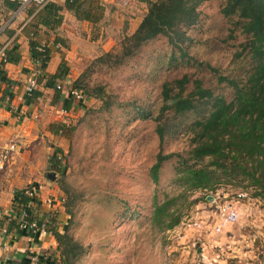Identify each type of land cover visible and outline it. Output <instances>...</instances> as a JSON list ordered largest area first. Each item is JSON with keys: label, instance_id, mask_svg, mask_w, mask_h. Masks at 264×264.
<instances>
[{"label": "rangeland", "instance_id": "obj_1", "mask_svg": "<svg viewBox=\"0 0 264 264\" xmlns=\"http://www.w3.org/2000/svg\"><path fill=\"white\" fill-rule=\"evenodd\" d=\"M142 1L116 2L114 14L103 16L99 42L76 68L78 86L102 92L103 99L81 92L68 123L72 131L61 160L65 173L57 174L80 196L64 222L84 250L75 264H264V199L250 185L225 183L213 191L188 193L183 182L175 181L176 159L163 163L157 185L149 177L160 151L187 157L188 131L202 119V112H165L160 142L152 118L162 107L163 85L170 84L176 94L175 82L186 77V95L199 80L215 96L231 101L233 86L226 80H239L249 69L243 55L237 57L246 37L237 18L225 17L222 3L209 0L198 8L197 24L184 29L182 43L173 47L159 37L116 65L124 38L146 13ZM106 53L112 55L109 60L97 61ZM154 193L159 202L181 196L171 204L170 212L180 216L171 230L151 222ZM230 205L237 220L222 225L221 212Z\"/></svg>", "mask_w": 264, "mask_h": 264}, {"label": "trees", "instance_id": "obj_2", "mask_svg": "<svg viewBox=\"0 0 264 264\" xmlns=\"http://www.w3.org/2000/svg\"><path fill=\"white\" fill-rule=\"evenodd\" d=\"M207 1L209 0L142 1L146 4V13L135 31L124 38L121 55L114 63L121 64L125 58L132 56L141 47L159 37L167 38L168 43L176 47L178 43L186 40L184 29H190L197 24L200 17L198 8ZM219 1L222 3V14L225 17H236L235 24L246 37V42L237 57L243 55L249 69L239 80H226L233 86V97L229 102L204 88L199 80L193 82V90L186 95H184L188 83L186 77L175 82L178 90L176 94L173 92L174 89L169 87L170 84L163 85L162 107L159 115L152 118L156 122V134L160 142L163 141L167 127L161 124V117L165 112L174 115L202 112V119L188 131L191 139L187 157L179 153L163 155L160 151L156 156V162L149 170V177L152 183L157 185L163 163L176 159L178 165L175 169V181L183 182V188L188 193L213 191L216 186L237 183L239 187L250 185L255 189V195L264 199V0ZM3 3L11 10H16L19 6L17 1L3 0ZM30 7L32 10L28 13L29 15L34 13L33 18L36 20L33 27L40 25L53 31L62 24L63 13L67 11L73 13L78 21L92 23L91 42L99 41V26L104 15V7L101 5L94 6L92 1L87 4V0H65L62 5L50 1L41 8ZM55 42L58 43L59 40L56 39ZM38 47L35 41H30L31 58L39 72L36 84L44 81L45 87L54 88L56 82L66 74L67 66L64 62L55 75L46 76L44 71L50 59V51L44 46L43 51L40 52ZM111 57L110 53H106L97 61L103 63L105 58L109 60ZM19 58L16 51H6L5 62L2 63L15 64ZM2 81L10 85L3 71L0 70V82ZM78 84L79 80L72 82L71 89L86 93L87 98L103 99L102 92H84ZM3 94L8 93L3 92ZM40 96L41 93L34 90L28 100L33 102ZM72 100L75 99L70 96L66 104L69 105ZM104 104V109L108 110L111 104L107 101ZM207 109L209 112L205 116L204 112ZM147 117L150 115L147 114ZM57 131H61L63 137L69 138L72 130L70 127L60 126ZM61 160L62 157L58 158L57 155L50 159L51 167L57 173L62 170ZM57 186L65 197L63 204L65 214L71 216L72 209L80 196L72 194L63 180H57ZM26 190L18 193L15 198L16 204L22 206V212L28 211L25 207L32 202V199L26 196ZM180 197V195L175 198L166 196L165 201L159 202L157 194L154 193L151 222L155 227L171 230L179 225L180 216L175 214L176 211L170 212V210L171 204ZM206 197L204 196L203 200ZM184 201L187 202V198ZM163 216L166 217V223L162 221ZM55 220L45 229L53 235L57 243L58 260L50 262L45 259L46 253H44L36 264H75L84 255L83 247L68 234V228L65 227L63 232H59L54 225ZM26 264L31 263L28 261Z\"/></svg>", "mask_w": 264, "mask_h": 264}, {"label": "crops", "instance_id": "obj_3", "mask_svg": "<svg viewBox=\"0 0 264 264\" xmlns=\"http://www.w3.org/2000/svg\"><path fill=\"white\" fill-rule=\"evenodd\" d=\"M52 1L62 5L65 0ZM90 1L94 6L104 7L105 17L114 14L118 0H87V4ZM31 10L30 6L11 10L0 0V51L2 54L16 51L20 56L15 64L0 61V70L10 83L0 82V155L9 154L0 166V264H26L29 254L50 253L57 259V243L47 229L33 240L19 229L22 206L16 204L15 198L21 191L30 190L35 195L25 207L30 217L46 224L53 216L57 230L65 229V197L57 186V174L64 175L65 170L57 173L50 159L54 155L62 157L66 150L67 138L57 129L68 128L77 109L75 100L66 104L70 99L68 91L79 75L77 66L86 59L94 44L90 39L92 23L78 21L73 13L65 11L62 24L50 31L40 25L33 27L36 20L34 13L29 15ZM32 40L38 48L46 46L50 51L46 76L55 75L64 62L67 72L54 88L45 87L44 81L37 83L36 90L41 96L30 102L26 94L28 81H36L39 74L30 54ZM57 85L61 90L56 89Z\"/></svg>", "mask_w": 264, "mask_h": 264}, {"label": "built area", "instance_id": "obj_4", "mask_svg": "<svg viewBox=\"0 0 264 264\" xmlns=\"http://www.w3.org/2000/svg\"><path fill=\"white\" fill-rule=\"evenodd\" d=\"M11 1H17L19 3V9L20 10H24L25 8L29 7V6H36V7H43L45 6L48 2L52 1V0H11ZM38 51H43V48L40 47L38 48ZM0 61L1 62H5L4 61V54H2V52L0 51ZM28 86H27V90H26V94L27 96H30L32 94V92L34 90H36L37 84L36 81L33 79H30L28 81ZM57 90H61V86L57 85L56 86ZM68 95L71 97H74L75 101H79L82 99V95L79 91L76 90H72L70 89L68 91ZM7 102L9 101L8 98L5 99ZM9 158V154L8 152H4L0 155V166L4 165V163L8 160ZM26 196H28L29 198L33 199L35 197V195L33 194V192H31L30 190H26L25 191ZM238 197H241L240 195H238ZM222 215V225H228V224H232L237 220V213L236 210L233 206H226L225 209H223V211L221 212ZM0 219H1V214H0ZM55 218H53V216H51L50 220L48 223H40L35 219H32L29 215L27 211H24L21 213V217L18 223V227L21 231L23 232H27L29 234V237L33 240V238H36L39 236V234L41 233L42 230H44L46 228L47 225L52 224V221ZM55 225V223H54ZM220 228H217V231H219ZM43 255V254H42ZM41 256H37V255H33V254H29L28 255V260L31 264H36L39 260V257ZM45 259H48L50 262H53L55 260L54 256L50 253H46L45 254Z\"/></svg>", "mask_w": 264, "mask_h": 264}, {"label": "water", "instance_id": "obj_5", "mask_svg": "<svg viewBox=\"0 0 264 264\" xmlns=\"http://www.w3.org/2000/svg\"><path fill=\"white\" fill-rule=\"evenodd\" d=\"M52 180H54V175H51Z\"/></svg>", "mask_w": 264, "mask_h": 264}]
</instances>
